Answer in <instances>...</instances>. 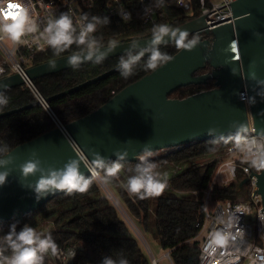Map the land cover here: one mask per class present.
<instances>
[{
  "label": "water",
  "instance_id": "water-1",
  "mask_svg": "<svg viewBox=\"0 0 264 264\" xmlns=\"http://www.w3.org/2000/svg\"><path fill=\"white\" fill-rule=\"evenodd\" d=\"M231 8L234 20L206 31L211 39L203 38L205 33L198 34L199 41L191 50L180 49L171 60L124 87L96 110L68 123L66 133L55 127L1 156L0 174L6 176L0 184V224L21 219L64 193L53 189L41 195L35 188L42 176L62 172L73 161L88 179L90 169L99 171L111 162H136L139 155L146 153L181 149L201 141H222L251 132L264 137V0H236ZM204 28L205 18L199 16L171 30L177 31V36L187 32L189 37ZM152 41L150 36L117 43L111 50L110 45L97 48L91 60L84 59L87 50L74 53L35 65L26 71L27 76L34 81L74 68L69 64L72 55L81 56L77 66L143 52L142 59L151 55L153 48L175 42V38L166 35L159 45ZM205 68L210 72L195 75ZM120 69L118 65L54 97L67 95ZM210 80L214 85L210 90L183 99L169 98L179 88L204 85ZM21 85L24 81L17 74L4 77L0 79V93ZM34 104L39 105L37 101ZM29 106L2 112L0 118ZM97 157L103 161L102 167L94 166ZM29 161L37 162V171L25 176L22 167ZM247 180L243 178L238 189ZM256 187L264 212V170L257 175ZM150 258L151 264H156L157 260Z\"/></svg>",
  "mask_w": 264,
  "mask_h": 264
},
{
  "label": "trees",
  "instance_id": "trees-1",
  "mask_svg": "<svg viewBox=\"0 0 264 264\" xmlns=\"http://www.w3.org/2000/svg\"><path fill=\"white\" fill-rule=\"evenodd\" d=\"M168 0H147V5L154 11L156 21L152 24L143 22V8L135 1L129 6L132 20L124 23L105 16L101 7L96 6L88 12V23L96 24V31L91 39L96 41V48L142 39L153 36L159 25H167L170 29L180 26L198 16L197 0H193V13L169 6ZM95 18V19H93ZM107 21V23H105ZM192 35L187 37L193 39ZM202 36V35H201ZM205 38V37H203ZM86 46L73 45L59 54L55 50L39 54L33 59V65L86 51ZM162 55L172 57L180 49L175 42L158 47ZM129 55L117 56L84 64L45 77L37 78L34 84L40 94L49 99L48 104L60 122L65 126L79 119L106 103L114 94L124 87L136 82L153 70L147 68L150 57L146 56L131 67V74L122 76V69L94 83L75 90L67 95L54 97L60 92L83 83L118 65ZM214 88L211 81L204 85H190L173 91L169 98L183 99L192 94ZM54 97V98H53ZM0 99L6 101L0 104V113L23 106L27 109L0 118V157L14 147L28 142L55 128L54 123L40 105H35V97L24 85L16 86L0 93ZM235 138L222 141H201L153 157L145 165L136 162H111L103 166L99 172L105 183L115 187L124 208L131 220L146 233L149 230V219L153 217L156 236L162 250L169 252L172 264H198L199 250L196 246L184 244L198 233L196 223L203 217L204 207L200 201L204 191L209 187L220 164L215 159L207 163L187 167L170 178L163 177L167 182L165 193L181 194L182 196L160 195L156 200L155 211L151 213L152 197L140 199L128 191L130 178L140 175L139 167L154 164L153 173L160 170L168 171L175 164L186 167L190 159L223 150L235 142ZM120 165L115 176H108L107 169ZM165 171V172H166ZM92 184L86 193L66 192L58 195L37 208L23 215L21 219H11L0 224V251L4 257H10L12 250L6 241L11 233L19 234L26 226L33 228L43 238L50 236L57 245L58 252H63L72 244L85 247V252L77 251L72 264H151L152 260L146 255L139 240L121 217L117 208L101 194L98 183ZM238 175L234 168L226 169L211 192L210 207L213 208L222 199H237ZM242 188V187H241ZM50 223L51 228L45 230L44 223ZM46 224V223H45ZM15 238V236H13ZM43 264L48 259L43 255Z\"/></svg>",
  "mask_w": 264,
  "mask_h": 264
},
{
  "label": "built area",
  "instance_id": "built-area-1",
  "mask_svg": "<svg viewBox=\"0 0 264 264\" xmlns=\"http://www.w3.org/2000/svg\"><path fill=\"white\" fill-rule=\"evenodd\" d=\"M133 1L143 8L142 17L144 23L152 24L156 21L154 11L147 5V0H22V3L29 8L30 17L36 22L37 31L26 34L21 38L22 42L19 44H14L7 38L0 39V79L13 74L19 75L24 81V86L33 94L55 127L66 133L65 126L52 111L47 100L40 94L34 81L28 78L26 72L29 68L35 66L33 65V59L37 55L54 50L46 43L44 29L47 27L49 20H56L62 14H67L72 19L73 26L76 29L74 35L78 36L83 26L88 23L87 15L89 10L96 6L102 8L107 18L128 23L132 20V12L129 5ZM197 1L199 13L197 17L204 16L206 28L198 31L195 35L205 33L206 31L211 32L215 27L234 20L231 5L236 0ZM167 4L185 13H193V0H168ZM85 17L86 19H84ZM210 32L208 34L205 33V38H212ZM94 33L90 34V38L94 36ZM68 139L76 151H79L74 142L69 137ZM235 139L233 144L224 149L225 158L220 162L209 187L200 198L196 196V200L203 204V217L196 223V227L198 228L197 235L192 239L186 240L184 244L198 248V264H261V261L264 260V212L262 211L261 196L256 193L257 175L261 170H257L250 163L246 162L250 157L245 150L247 145L252 141H256L257 144L264 143V137H258L251 132L247 136ZM179 149L180 147L163 149L159 152L164 155ZM153 153L151 155H139L137 161L145 165L147 161L153 158ZM142 156L144 157L143 160L140 159ZM229 168L240 170L244 178L248 179L246 185L251 199L248 202L222 199L211 208L212 189L218 183L221 174ZM90 170V177L105 187V182L100 172L94 169ZM177 172L176 170L174 174ZM254 209L256 212L255 227L253 228L248 223L247 217L252 214ZM216 232L229 233L234 239L230 238L228 246L223 249L217 248L215 253H212L210 250L206 251V245ZM58 255H60V259L64 263H68L69 258L66 252H60ZM165 257L172 264L169 252H166Z\"/></svg>",
  "mask_w": 264,
  "mask_h": 264
},
{
  "label": "clouds",
  "instance_id": "clouds-1",
  "mask_svg": "<svg viewBox=\"0 0 264 264\" xmlns=\"http://www.w3.org/2000/svg\"><path fill=\"white\" fill-rule=\"evenodd\" d=\"M36 31V22L30 17L29 8L22 3V0H0V39L7 38L14 44H19L22 42V37ZM75 31L76 29L70 16L62 14L56 20H49L47 27L44 29V36L47 45L54 49L56 54L64 52L70 46L76 44L87 47V55L84 56V59L91 60L92 55L97 50L96 41L90 38V34L96 31V24L87 23L83 26L78 36L74 35ZM166 35H171V37L175 38L176 47L179 49L191 50L199 41V37L194 36L193 39L186 42L187 32H179L177 36V31L171 30L167 25H159L153 33V44L159 45ZM115 46V41H113L109 50ZM232 48L235 49L236 45L233 44ZM143 55L144 53L141 52L135 56L129 54L127 60L122 58L120 61L121 75L125 77L130 75L132 65L139 61ZM171 59L172 57L162 55L156 48H153L147 62V68L155 70ZM99 62L98 59L97 63ZM79 63H81L80 55H72L69 58V64L73 67ZM4 103L6 101L0 99V104ZM245 150L250 157L246 162L250 163L257 170H264V143L257 144L256 141H252L247 145ZM145 155H151V153H146ZM140 159L143 160L144 157L142 156ZM93 164L99 168L103 166V161L97 157L93 161ZM155 167L156 165L154 164L144 167L138 166L140 175L129 179L128 191L140 199L160 196L165 191L167 182L157 179L152 175ZM119 169L120 165H113L107 169V175L115 176L119 172ZM36 171L37 162L29 161L22 167V172L25 176L34 174ZM5 176L6 174H0V184H3ZM91 184L92 180L84 179L79 173L77 162L73 161L62 172H52L47 177L42 176L36 185L35 191L37 194L42 195L55 189L72 195L73 193H86ZM230 238L234 239L229 233H214L206 245V251L210 250L212 253H215L217 248H226ZM5 239L9 243L12 255L4 257L2 251H0V264H43L42 254L50 251L53 255H56L58 252L57 245L50 236L41 238L33 228L29 227H25L19 234L11 233ZM107 264H112V262L108 261ZM261 264H264V260L261 261Z\"/></svg>",
  "mask_w": 264,
  "mask_h": 264
},
{
  "label": "rangeland",
  "instance_id": "rangeland-1",
  "mask_svg": "<svg viewBox=\"0 0 264 264\" xmlns=\"http://www.w3.org/2000/svg\"><path fill=\"white\" fill-rule=\"evenodd\" d=\"M224 153H225L224 149L223 150H217L216 152H212L210 154H205V155H201L200 157H196V158L190 159L187 162L186 167H184L182 164L179 163V164L172 165L171 167H169L168 171H166L167 170V168H166L165 170L162 169V170H160L159 172H156V173L152 172V175L155 178L160 179V180H163V177L170 178L171 176H173V174L176 172V170L178 172H182L187 167H190V166H193V165H196V164L207 163V162L215 160V159H218V160H220V162H222L224 160V158H225ZM159 155H162L161 152H159V151L158 152H154L152 154V157H156V156H159ZM232 157H234V156H232ZM177 168H179V169H177ZM236 175H238L239 180H242L244 178L243 174L238 169H236ZM103 181H104V179H103ZM98 186L100 187L101 194L104 197H106L112 203V205H114L117 208V210L120 213V215L123 218V220L126 222V224L129 226V228L132 230L133 234L139 240L140 244L142 245L143 250L145 251L146 255L149 257V259H151L150 257H152L153 259L155 258L157 260L156 261L157 264H171L169 259L165 257L166 251L162 250L160 245H159V241H158V238L156 236V230H155V224H154L153 217H151L149 219V230L146 233H144V231H142L141 227L136 225L131 220V218L128 215L126 209L124 208L121 200H119V198H118L119 196L116 193L115 187L111 186V188H110V186H108L106 183H105V187L102 186L101 184H98ZM161 195H172V196L174 195V196H177V197L182 196L181 194H174V193L173 194H169V193H165V192H163ZM157 198L158 197H152L151 198L152 204H151L150 211H151L152 214L155 211ZM250 199H251V196H250L248 187H247V185L245 183L242 186V188L239 190L237 199H235V200H241V201L248 202V201H250ZM255 212H256V210L254 209L252 214L247 217L248 223H250V225L253 228L255 227ZM45 223L43 224L44 225L43 227L45 228V230H48L49 228H51L52 225H49L50 223H47V222H45ZM26 227H28V226H26ZM37 234L40 235L41 238H43V236L40 234V232H38ZM77 251L85 252V247L80 245V244L74 243L70 247H68L67 249H65L63 251V252H66L67 257L69 258L68 263L67 262L64 263V261L60 259V255H58V254L53 255L50 251L47 252V253H44L42 255H45L47 257L48 264H72V261H70V260H71L72 257L75 256ZM70 253H71V255H70Z\"/></svg>",
  "mask_w": 264,
  "mask_h": 264
},
{
  "label": "flooded vegetation",
  "instance_id": "flooded-vegetation-1",
  "mask_svg": "<svg viewBox=\"0 0 264 264\" xmlns=\"http://www.w3.org/2000/svg\"><path fill=\"white\" fill-rule=\"evenodd\" d=\"M209 72H210V69L209 68H205V69H203L201 71H198L195 75H204V74H207ZM210 81L213 83L212 80H210Z\"/></svg>",
  "mask_w": 264,
  "mask_h": 264
},
{
  "label": "bare ground",
  "instance_id": "bare-ground-1",
  "mask_svg": "<svg viewBox=\"0 0 264 264\" xmlns=\"http://www.w3.org/2000/svg\"><path fill=\"white\" fill-rule=\"evenodd\" d=\"M208 142H210V141H208ZM169 149H173V148H169ZM108 190V189H107ZM105 191V190H104ZM111 196V195H110ZM113 198V197H112ZM115 198V197H114ZM116 200V199H115ZM119 205V204H118ZM125 212V211H124ZM125 214V213H124ZM126 216V215H125ZM127 217V216H126ZM131 226V225H130ZM71 257V256H70Z\"/></svg>",
  "mask_w": 264,
  "mask_h": 264
}]
</instances>
